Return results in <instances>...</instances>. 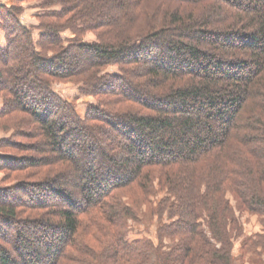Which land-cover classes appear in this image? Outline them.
I'll return each instance as SVG.
<instances>
[{"label":"trees","instance_id":"1","mask_svg":"<svg viewBox=\"0 0 264 264\" xmlns=\"http://www.w3.org/2000/svg\"><path fill=\"white\" fill-rule=\"evenodd\" d=\"M0 17V90L14 99L0 117L31 114L69 164L70 185L45 181L46 200L22 186L27 201L0 187L13 197L0 200V264H172L198 250L231 264L228 191L264 212V0H65L42 16L36 43L17 6L0 7ZM67 28L75 36L65 45ZM97 28L103 39L85 41ZM113 65L120 73L106 72ZM66 77L99 98L84 117L48 79ZM158 170L171 187L161 203L177 216L166 227L184 240L170 253L132 238L138 211L116 197Z\"/></svg>","mask_w":264,"mask_h":264},{"label":"rangeland","instance_id":"2","mask_svg":"<svg viewBox=\"0 0 264 264\" xmlns=\"http://www.w3.org/2000/svg\"><path fill=\"white\" fill-rule=\"evenodd\" d=\"M64 2L65 0H0V7L17 6L20 12V21L31 30L36 43L40 39V25L45 21V17L42 16L49 11L62 9ZM69 19L70 15L65 19L52 20L66 23ZM82 22H85L84 17H78L80 26ZM105 30V28H97L96 30L84 31L83 38L88 42H99L103 39ZM74 36L72 29H65L62 32L65 45L68 44L67 40ZM6 42L5 32L0 26V43L5 45ZM59 50L60 48L56 46L45 54L48 57H53ZM24 55L23 53L19 56L24 57ZM64 57L66 59L65 65L72 61L71 57H66V55ZM1 65L3 66V64ZM106 72L117 74L120 73V70L118 66L113 65ZM48 79L52 81L53 90L63 100L72 103L82 117L85 116L91 105L97 104L99 101L95 95L81 90L83 86L80 82L81 78ZM42 95V93H37L36 97L41 98ZM6 100L12 104L14 99L11 98L8 90H0V110L5 107ZM0 155L12 160L5 166L3 165L5 160L0 158V187L12 192L18 190L17 196L20 195L26 201L28 200L26 194L24 191H20L22 186L26 187L25 192L28 188L38 190L40 192L39 197L44 200L51 192L47 188L40 187L45 181L55 182V185L50 183L53 190L70 188L69 184L65 185L67 178L64 177L69 169V164L58 160L57 152H51V145L43 134L40 124L36 123L29 113L13 110L0 117ZM34 161L37 163L32 166ZM154 173L149 180L144 179L134 186L117 191L116 197L123 203L132 204L138 211L140 221H131V225L134 226L131 231L132 238L147 237L153 241L156 249L170 253L171 249H177L180 245L183 246L184 240H181L182 235L174 234L170 228L166 227L169 221L177 217L171 215V210L175 209L171 202L169 205H166L165 202L161 203L162 199L170 195L171 192L170 183L166 180V172L165 170L162 172L158 170ZM227 197L230 199L234 217L232 222H228V229L230 228L232 237L231 264H264V212H257L248 206H244L240 197L230 190ZM0 200L12 201L13 197L11 194L5 197L0 196ZM114 200H116L115 197ZM173 200L177 199L174 197L172 202ZM20 214L22 219L29 218L27 214ZM46 217L49 215H44V217L30 216L32 219H46ZM4 231L1 232L2 235ZM44 236L46 239L51 237L50 234ZM42 242L41 240L35 246L36 251L44 256L45 251ZM199 245L202 243L199 242ZM31 248L34 249L35 247L31 246ZM99 248L101 250V244H99ZM24 250L29 251L30 249L27 247ZM199 255L198 250V253L194 255L195 257L186 259L185 262L184 259L177 260L176 263L173 262L172 264H210L207 258L199 257ZM20 264H23L22 261ZM211 264L218 263L212 261Z\"/></svg>","mask_w":264,"mask_h":264}]
</instances>
